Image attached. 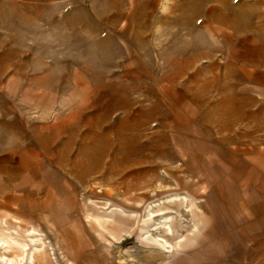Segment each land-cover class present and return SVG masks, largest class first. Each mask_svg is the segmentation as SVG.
Here are the masks:
<instances>
[{
  "label": "rangeland",
  "instance_id": "1",
  "mask_svg": "<svg viewBox=\"0 0 264 264\" xmlns=\"http://www.w3.org/2000/svg\"><path fill=\"white\" fill-rule=\"evenodd\" d=\"M263 114L264 0H0V220L43 235L35 264H170L108 202L192 199L203 155L264 139Z\"/></svg>",
  "mask_w": 264,
  "mask_h": 264
},
{
  "label": "crops",
  "instance_id": "2",
  "mask_svg": "<svg viewBox=\"0 0 264 264\" xmlns=\"http://www.w3.org/2000/svg\"><path fill=\"white\" fill-rule=\"evenodd\" d=\"M255 135L212 147L208 157L203 155V168L209 171L197 176L200 188L191 196L194 205L185 226L186 240L170 264L264 260V139Z\"/></svg>",
  "mask_w": 264,
  "mask_h": 264
},
{
  "label": "bare ground",
  "instance_id": "3",
  "mask_svg": "<svg viewBox=\"0 0 264 264\" xmlns=\"http://www.w3.org/2000/svg\"><path fill=\"white\" fill-rule=\"evenodd\" d=\"M189 142H191V140ZM189 152H191V150ZM99 153L100 152L97 151L96 153H94V155L92 154L90 156L91 158V161L89 163L90 167L94 166L98 162ZM126 163H128V161ZM108 203L113 207L112 211L116 212L115 214L117 215L118 224H120L119 227L128 228L126 231H124L126 236L130 237L132 235H135L136 237L137 236L136 234H140L138 228L140 229L147 228L148 231L143 236V238L145 239L143 243L154 245L157 247V249L169 255H173V253H177L179 249L183 247L185 243V238L176 236L177 234L175 227L176 225L174 226V224L177 221V217H179V222L180 220H183L182 215L180 214V210L183 209V214L184 211L187 214L188 213L192 214L194 200L189 199L186 196H172L170 198L158 199L156 201H151V202H143L141 199L137 207L138 209L143 208V219L140 218V212L138 213L137 211L126 210L120 206L112 204L111 202ZM5 204H7V202ZM173 207H176L177 210L176 209L173 210ZM27 215L29 214L27 213ZM174 215H177V217L175 218ZM86 216L87 218H92L93 221L97 224V228H99L100 236L107 242V244L108 242H110V239L107 237V234L114 241L119 240V237H117V235L112 230L106 227V225L112 221L110 216L97 215L94 218L88 216V214H86ZM142 222H143V226H140L139 224H141ZM6 226H7L6 221L0 220V264H35L36 259L45 262V259L47 258L46 251L49 249L52 250V248L50 247L49 244H48L49 246L46 245L47 242H45V240L43 239V235L40 234L38 230L29 227L27 229H24L22 236L16 230H13L16 233H18L16 236H14L12 235L11 232L7 231ZM17 227L20 228L19 225H17ZM152 232H155L154 235L152 234ZM170 239H173L175 242L171 243ZM212 250L213 249H211L210 251ZM50 258L55 263H57L55 257L53 258L50 257ZM48 264H53V262L52 263L48 262Z\"/></svg>",
  "mask_w": 264,
  "mask_h": 264
}]
</instances>
